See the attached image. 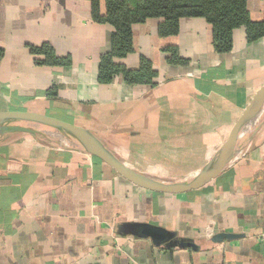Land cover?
<instances>
[{
    "label": "crops",
    "instance_id": "0c3cea01",
    "mask_svg": "<svg viewBox=\"0 0 264 264\" xmlns=\"http://www.w3.org/2000/svg\"><path fill=\"white\" fill-rule=\"evenodd\" d=\"M252 20L263 0H247ZM91 0H0V110L46 114L94 131L135 171L161 180L195 175L229 136L264 84V37L233 34L216 53L202 18L132 27L127 68L148 58L152 84L98 82L112 28ZM105 12V0H98ZM50 45L68 66L37 65ZM171 48L185 64H171ZM57 87L52 95L51 87ZM225 170L199 189L141 188L89 154L28 134L0 136V264H264V104ZM190 172V173H188ZM155 228L159 242L138 232Z\"/></svg>",
    "mask_w": 264,
    "mask_h": 264
},
{
    "label": "trees",
    "instance_id": "16d2710c",
    "mask_svg": "<svg viewBox=\"0 0 264 264\" xmlns=\"http://www.w3.org/2000/svg\"><path fill=\"white\" fill-rule=\"evenodd\" d=\"M91 8L92 19L110 25L113 30L110 48L100 54L98 60V82L102 84L109 83L119 76L129 85L153 83L157 73L148 58L141 56L139 66L135 69L127 68L117 61L134 51L133 25L148 19H162L158 33L159 36L166 37L178 33L181 18H202L211 27L212 47L219 54L231 51L233 34L237 28H244L248 42L264 37V7L262 19L252 20L247 0H105L103 14L98 10V0H91ZM177 52L176 48L169 50V63L185 64ZM31 53L38 56L35 63L40 66L71 64L70 58L58 57L47 44L31 48ZM1 54L0 50V57ZM56 88L51 87L47 94L52 95Z\"/></svg>",
    "mask_w": 264,
    "mask_h": 264
},
{
    "label": "water",
    "instance_id": "95a60500",
    "mask_svg": "<svg viewBox=\"0 0 264 264\" xmlns=\"http://www.w3.org/2000/svg\"><path fill=\"white\" fill-rule=\"evenodd\" d=\"M263 104L264 84L253 94L229 136L208 162L195 175L179 180H161L141 174L121 161L94 131L46 114L0 110V136L28 134L48 140L60 148L98 158L122 178L141 188L158 193L181 194L201 188L225 170L237 153L245 126L258 114ZM138 233L159 242L166 240V234L155 228H143Z\"/></svg>",
    "mask_w": 264,
    "mask_h": 264
},
{
    "label": "built area",
    "instance_id": "2783aa9c",
    "mask_svg": "<svg viewBox=\"0 0 264 264\" xmlns=\"http://www.w3.org/2000/svg\"><path fill=\"white\" fill-rule=\"evenodd\" d=\"M262 238L264 239V233L262 234Z\"/></svg>",
    "mask_w": 264,
    "mask_h": 264
},
{
    "label": "bare ground",
    "instance_id": "6f19581e",
    "mask_svg": "<svg viewBox=\"0 0 264 264\" xmlns=\"http://www.w3.org/2000/svg\"><path fill=\"white\" fill-rule=\"evenodd\" d=\"M236 154V153H235ZM188 173H190V172H188Z\"/></svg>",
    "mask_w": 264,
    "mask_h": 264
}]
</instances>
